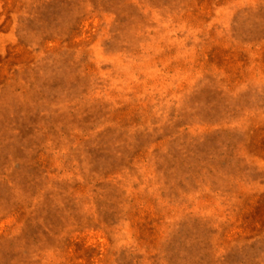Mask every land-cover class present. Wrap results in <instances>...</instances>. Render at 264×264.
<instances>
[{
	"label": "rangeland",
	"instance_id": "obj_1",
	"mask_svg": "<svg viewBox=\"0 0 264 264\" xmlns=\"http://www.w3.org/2000/svg\"><path fill=\"white\" fill-rule=\"evenodd\" d=\"M0 264H264V0H0Z\"/></svg>",
	"mask_w": 264,
	"mask_h": 264
}]
</instances>
